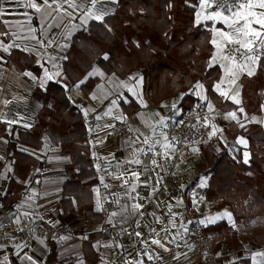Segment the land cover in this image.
Returning a JSON list of instances; mask_svg holds the SVG:
<instances>
[{"label": "crops", "instance_id": "obj_1", "mask_svg": "<svg viewBox=\"0 0 264 264\" xmlns=\"http://www.w3.org/2000/svg\"><path fill=\"white\" fill-rule=\"evenodd\" d=\"M29 2L0 0V225L17 222L24 215L39 216L55 227L68 228L69 235L55 240L36 236L29 250L19 258L12 255L14 243L10 242L0 246V258L7 264H31L24 258L27 254L37 264H48L53 253L62 264H198L189 243L183 189L175 187L161 191V180L169 168L174 150L164 131L161 105L140 106L130 117L121 106L107 112L98 87L85 94L81 88L83 84H72L64 75L62 62L67 59L74 35L86 31L90 22L96 21L88 16L90 11L96 10L91 7L90 0H49L48 4L44 0H36L41 7L39 12L27 7ZM117 7V0H100L97 4V9L108 10L107 16L112 15ZM206 9L202 11L199 5L202 15L207 14ZM222 13L231 15V12ZM200 23L211 29L213 38L214 30L229 31L222 20H202ZM30 56L37 66L35 71L28 58ZM222 63L228 62L217 59L212 63L218 65L222 72L218 83L225 79ZM260 64L258 61L255 75L241 74L237 81L241 103L244 82L258 75ZM45 70L53 75L60 72L61 76L53 81H59L70 89L74 101L81 99L85 102L81 108L84 115L87 111L89 142L94 166L100 176V185L92 190L93 208L101 214V221H93L81 214L74 198L67 206L68 214H62L60 202L63 185L68 179L66 167L71 163L70 155L62 151L57 129L48 127L40 137L32 133L38 130L37 117L42 108L33 93L36 86H40L39 80L44 77ZM100 71L89 78L99 76ZM25 72L32 73L37 79L25 76ZM218 83L213 88L218 101L210 97L205 88H196L200 89L202 98L219 109L215 114L216 133L226 129L229 138L237 142L241 133L246 137L247 125L260 124L264 128V100L259 112L247 113L241 104H234L216 91ZM221 86L224 89L229 87L227 83ZM225 102L231 107H222ZM239 108L244 112L240 113ZM229 111L248 116L250 121L245 128L241 129L235 121L223 118ZM253 117L261 122L253 121ZM121 119L129 122L131 134L118 143H112L108 134ZM216 145L215 136L211 146L215 148ZM245 152L249 153L248 149L238 152L243 161ZM136 160L140 163H135ZM198 165L200 162L195 164ZM202 167L205 168L203 164ZM132 172L139 173V178H133ZM121 175L122 179L115 178ZM196 178L199 183L207 185L205 177ZM125 180L128 184L124 183ZM132 186H135V191ZM193 198L190 204L206 227L226 222L237 234L239 242L228 247V255L222 251L227 245L224 241L214 250L218 256L216 264H230L241 259L264 264V256L256 255L264 253V245L257 246L253 241L242 238L254 232L252 224L255 218L238 224L232 208L223 201H210L205 195ZM98 201L101 210H97ZM108 204L112 208L108 209ZM135 204L142 207L134 209ZM225 212L231 214V220L223 215ZM216 216L223 218L210 220ZM137 232L139 236L135 235ZM127 235H130L129 239ZM76 236L82 241H76ZM154 240H159L160 244L153 243Z\"/></svg>", "mask_w": 264, "mask_h": 264}, {"label": "trees", "instance_id": "obj_2", "mask_svg": "<svg viewBox=\"0 0 264 264\" xmlns=\"http://www.w3.org/2000/svg\"><path fill=\"white\" fill-rule=\"evenodd\" d=\"M116 11L104 22L92 21L88 29L77 32L62 62L64 75L72 84L84 80L94 66L110 75L125 79L139 71L143 80L142 92L147 106H159L164 101L180 96L179 108L184 113L197 101L192 95L198 85L217 100L213 91L222 72L218 65L209 66L214 45L212 31L205 24L196 23L200 0H117ZM109 29H111L109 31ZM108 59H103L104 54ZM31 60L32 67L37 66ZM258 75L245 81L241 105L247 113L260 111L264 100V60L260 61ZM98 76L88 78L82 85L85 94L100 83ZM34 98L42 108L37 117V137L48 127L60 132L62 151L70 155L66 167L68 179L62 190L60 208L68 214L67 206L75 199L77 208L85 217L101 221L93 208L92 190L100 185V176L94 166V155L89 142L86 117L81 99L74 101L70 89L56 81L44 88L36 86ZM218 101V100H217ZM230 108L231 104H223ZM127 117L140 109L136 101L121 104ZM247 149L250 159L244 163L241 153L234 157L225 147L217 151L210 146L202 152L206 168L205 198L220 200L233 210L236 223L264 217V128L260 124L246 126ZM213 238V250L224 241L234 247L239 240L226 222L205 228ZM257 246L264 245V227L242 237ZM48 264H62L53 253ZM230 264H254L241 259Z\"/></svg>", "mask_w": 264, "mask_h": 264}, {"label": "built area", "instance_id": "obj_3", "mask_svg": "<svg viewBox=\"0 0 264 264\" xmlns=\"http://www.w3.org/2000/svg\"><path fill=\"white\" fill-rule=\"evenodd\" d=\"M212 3L213 7L206 9L207 14L213 11L231 12L230 10L236 7L234 0H212ZM257 54L261 56L259 61L264 60V48L258 49ZM209 105L210 103L205 98H200L183 113L179 108V103L173 100H167L161 104L164 131L174 148L169 168L161 180V191L175 187L183 189L188 219V238L198 264H216L218 261V256L213 250V238L204 233L206 226L190 204L194 196H204L207 187L198 182L195 164L202 160V152L211 146L216 136V132L211 137L209 134L213 132L212 125H215V114L219 109L212 106L213 111H210ZM130 134L129 122L121 120L114 124L108 138L112 143H118ZM185 175L188 176L187 180H185ZM107 208H112V205L108 204ZM68 235V228L55 227L39 216L24 215L17 222L11 221L0 225V246L10 242L14 243L12 255L19 258L29 250L36 236L45 240H55ZM126 237L129 239L130 235ZM74 239L82 241L77 236ZM222 251L224 255L230 253L226 245ZM0 264H4L1 259Z\"/></svg>", "mask_w": 264, "mask_h": 264}, {"label": "snow or ice", "instance_id": "obj_4", "mask_svg": "<svg viewBox=\"0 0 264 264\" xmlns=\"http://www.w3.org/2000/svg\"><path fill=\"white\" fill-rule=\"evenodd\" d=\"M48 2L49 0H44L45 4H48ZM53 2H55V0H53ZM99 2L100 0H90L91 7L96 10L90 11L88 16L91 19L103 23L105 16H107L109 12L105 9H97V4ZM234 2L236 3V7L234 10H230L231 15H225L220 11H213L206 15L197 13L196 23L199 24L202 20H222L227 25L229 31H221L218 29L214 30L215 35L211 40V43L215 46L216 52L213 54L209 66H212V63L217 59L223 62H228L222 63L221 65L225 71V79L221 80V82L215 86L216 91L219 92L222 97L230 99L234 104L239 105L241 104V100L239 99L240 87L237 84V81L241 74H246L247 76L255 75L256 66L258 61L261 59V56L257 54L258 49L264 48V0H234ZM200 6L202 11L204 8H212V0H200ZM27 7L33 8L37 12L41 11V7L36 2V0H30ZM110 30L111 29H109V31ZM5 51H7V48H5ZM108 58V54L105 53L103 59L107 60ZM24 75L31 76L34 80L37 79V77L33 76L30 72H25ZM93 75H96L95 69L93 72L88 74V77H85L84 80H81L80 84H84L86 80ZM59 76H61L60 72H57L53 75L49 74L47 70H45L44 77L39 80L40 87L44 88L47 82L53 81ZM56 82L59 83V81ZM225 83L229 85L227 89H224L221 86ZM77 87H79V85H77ZM198 87L202 88L203 86L198 85ZM129 91H133V89L130 88ZM95 98L96 97L93 96V99ZM112 103L115 104L116 102L113 101ZM173 107H175V105H173ZM262 108H264V105H262ZM209 110L213 111L211 105H209ZM238 111L243 113L244 109L239 108ZM85 115H87V111L85 112ZM223 118L225 120L235 121L240 125V127H244V124L240 122L236 111H229L225 113ZM252 120L255 122H261L256 121L255 117H253ZM212 128L213 132L209 134L210 137L215 135L217 130L215 125H212ZM237 143L243 145L244 147H247L248 144L247 140L243 137L239 138ZM193 151H196V149H193ZM249 159L250 154L245 152L244 163L247 164ZM134 162L137 164L140 163L139 160ZM153 163L155 162L153 161ZM131 176L135 179H138L139 173L132 172ZM115 178L122 179L123 176H116ZM124 183L128 184V181L125 180ZM105 187H108V185H105ZM132 190L135 191V186H132ZM141 207L142 205L140 204L133 205V208L137 210ZM97 210H101L99 201L97 202ZM112 215L115 216L116 213H112ZM223 215L227 216L229 220L232 219L231 214L228 212H225ZM221 218L223 217L216 216L210 218V220L214 221ZM135 235L139 236L140 233L137 232ZM41 243H43V241H41ZM153 243L160 244V241L154 240ZM256 255L264 256V253H257ZM24 258L30 261L31 264H37V261L31 255L25 254ZM149 259H151V257H149Z\"/></svg>", "mask_w": 264, "mask_h": 264}, {"label": "rangeland", "instance_id": "obj_5", "mask_svg": "<svg viewBox=\"0 0 264 264\" xmlns=\"http://www.w3.org/2000/svg\"><path fill=\"white\" fill-rule=\"evenodd\" d=\"M213 54H214V51H213ZM95 70L99 71L102 69H100L99 67L96 66ZM100 72L101 73H99L98 77H101L100 83H101V81H102V83L101 84L99 83L96 87H98V89H99L98 90L99 95L101 97H103V100L106 102L105 109L107 110V112H108V109L109 110L117 109V108H119V106H121L122 103L128 104L131 100L136 101L143 108L147 107L148 104H147L146 100L144 99L143 92H142L143 80H142V77H141V74L139 71L133 72L131 75H129L125 79H122V78L118 77L117 75L108 76L107 74L103 73V71H100ZM130 88L133 89V91H129ZM203 88H204V86H203ZM196 90H197V92H192V95L198 100V99L202 98V96L200 95V89L198 88ZM170 100H174V101L179 102L181 100V98H180V96H177V97H174L173 99H170ZM113 101H115L116 103L113 104L112 103ZM237 116H238L240 122L244 124L243 128H245L248 121H250L248 116L246 114L239 115L238 113H237ZM239 128L242 129V127H240V125H239ZM227 133L229 134V132L226 131V129H225V131L222 130V131L216 133L217 145H216L215 149L217 151H221V146H224L234 157H237L239 150L240 149L246 150L247 147H244L243 145L238 144L236 142V140H232L231 138H229ZM126 136H129V135H126ZM241 137H243L247 140V138L243 135V133H241ZM207 149H209V148H207ZM199 162H200V166L199 165L195 166L196 167L195 168V174H196V176H201L203 178L204 177L207 178L205 175L206 171H204L206 169L204 167H202V164H201L202 160ZM195 198H193L192 201H194ZM263 227H264V217L263 218H255V221L252 224V229L254 230V232L262 230ZM1 249H2V247H0V251H1ZM0 259H1L2 263L7 264L6 262H4L2 260V258H0Z\"/></svg>", "mask_w": 264, "mask_h": 264}]
</instances>
